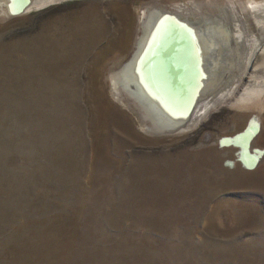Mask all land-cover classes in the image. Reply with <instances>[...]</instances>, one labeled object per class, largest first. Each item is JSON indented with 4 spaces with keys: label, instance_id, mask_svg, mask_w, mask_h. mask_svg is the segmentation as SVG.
<instances>
[{
    "label": "rangeland",
    "instance_id": "374dc122",
    "mask_svg": "<svg viewBox=\"0 0 264 264\" xmlns=\"http://www.w3.org/2000/svg\"><path fill=\"white\" fill-rule=\"evenodd\" d=\"M259 1L57 0L0 12V264H264V90L191 130L153 134L109 77L135 54L144 8L185 4L191 21L213 19L231 37L230 6ZM245 46L228 37L227 67L204 96L232 85ZM250 68L247 80L264 79V44ZM251 124L248 167L234 138Z\"/></svg>",
    "mask_w": 264,
    "mask_h": 264
},
{
    "label": "bare ground",
    "instance_id": "6f19581e",
    "mask_svg": "<svg viewBox=\"0 0 264 264\" xmlns=\"http://www.w3.org/2000/svg\"><path fill=\"white\" fill-rule=\"evenodd\" d=\"M55 1L0 0V12L17 15ZM187 6H175L172 10L157 5L144 8L135 54L110 70L115 96L121 99L125 94L133 100L143 128L153 134L191 130L217 105L232 100L239 93L246 98L264 90L263 78L246 79L248 70L252 71L255 53L264 44V1L249 5L238 2L230 6L227 19L231 23H228L231 37L226 32L227 26L220 23L216 26L213 19H204L206 24L198 27L199 22L190 20L198 14H191ZM215 19L216 22L221 20ZM228 37L236 49L246 45L244 69L229 88L204 96L227 67L221 57H224L222 48ZM254 128L251 124L237 138L236 144L242 150L246 149ZM242 158L248 167L253 166L248 165L253 158L247 153H243Z\"/></svg>",
    "mask_w": 264,
    "mask_h": 264
},
{
    "label": "water",
    "instance_id": "95a60500",
    "mask_svg": "<svg viewBox=\"0 0 264 264\" xmlns=\"http://www.w3.org/2000/svg\"><path fill=\"white\" fill-rule=\"evenodd\" d=\"M189 25V24H188ZM193 25V24H192ZM255 130H256V127L254 128V130H253V133L255 132ZM252 133V134H253ZM241 135H243V134H239V135H237L235 138H234V141H236L237 140V138L239 137V136H241ZM250 136V135H249ZM245 146V145H244ZM247 146V145H246ZM246 149V151L244 150V153H247V155H249L248 154V152H247V147H245ZM250 156V155H249ZM251 157V156H250ZM253 158V157H252ZM253 163H254V161L252 160V163L251 164H248V165H253Z\"/></svg>",
    "mask_w": 264,
    "mask_h": 264
},
{
    "label": "flooded vegetation",
    "instance_id": "af4514ba",
    "mask_svg": "<svg viewBox=\"0 0 264 264\" xmlns=\"http://www.w3.org/2000/svg\"><path fill=\"white\" fill-rule=\"evenodd\" d=\"M199 24H200V26H201L202 24L204 25V24H206V23L201 22V23H198L197 26H198ZM207 25H209V24H207ZM200 26H198V27H200Z\"/></svg>",
    "mask_w": 264,
    "mask_h": 264
}]
</instances>
